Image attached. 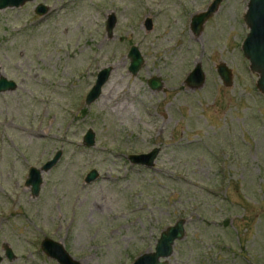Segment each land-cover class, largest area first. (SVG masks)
<instances>
[{
	"label": "rangeland",
	"instance_id": "rangeland-1",
	"mask_svg": "<svg viewBox=\"0 0 264 264\" xmlns=\"http://www.w3.org/2000/svg\"><path fill=\"white\" fill-rule=\"evenodd\" d=\"M211 1L30 0L0 9V76L17 83L0 92V264H58L41 249L45 237L81 264H131L180 218L185 234L166 264H264V95L241 47L248 0H221L195 35L191 18ZM132 45L144 59L135 75ZM196 64L205 78L191 88L185 78ZM106 66L101 94L86 104ZM153 76L160 90L149 87ZM154 147L153 166L129 161ZM57 151L33 196L28 168ZM91 169L98 176L85 182Z\"/></svg>",
	"mask_w": 264,
	"mask_h": 264
},
{
	"label": "water",
	"instance_id": "water-1",
	"mask_svg": "<svg viewBox=\"0 0 264 264\" xmlns=\"http://www.w3.org/2000/svg\"><path fill=\"white\" fill-rule=\"evenodd\" d=\"M30 0H0V9L6 7H18ZM221 0H212L207 8L194 14L191 18L190 29L198 35L204 23L215 13ZM46 7L39 4L36 8L37 13H43ZM244 22L249 31L242 42V51L244 56L249 61L250 70L257 75L256 87L264 95V0H248L247 7L243 15ZM116 23L114 14H110L106 21V30L109 34L112 33L113 27ZM146 27L150 29L151 20L147 19ZM130 60L128 71L135 75L142 64L144 59L136 45H132L127 53ZM217 72L222 79L224 85L230 86L232 84V72L224 63L217 65ZM111 73V67L106 66L101 68L97 75L94 84L86 96V104L95 101L101 94L102 87L108 80ZM204 72L201 65L196 64L195 67L188 73L185 78V83L191 88L200 87L204 82ZM148 85L153 90H160L162 88V81L160 77L153 76L149 78ZM17 87V84L12 79H7L3 75L0 76V91H11ZM83 141L86 146H92L95 143V134L92 129H88L83 136ZM159 153V148L154 147L148 152L139 154H130L128 159L131 163L145 165L151 167ZM61 156V151H57L55 155L47 160L41 167L30 166L28 175L25 179V185L30 187L31 194L37 196L42 184V172L48 171L52 168ZM98 172L91 169L85 177V182H91L97 178ZM185 219L180 218L172 225L167 226L160 232L156 240L154 249L146 251L137 256L131 264H166V258L173 253V245L176 240H180L185 234ZM4 255L7 259L14 257L12 248L5 244ZM41 249L49 257L55 259L58 264H81L79 260L74 259L70 253L65 249L62 243L45 237L41 241ZM3 257L0 255V262Z\"/></svg>",
	"mask_w": 264,
	"mask_h": 264
},
{
	"label": "bare ground",
	"instance_id": "bare-ground-1",
	"mask_svg": "<svg viewBox=\"0 0 264 264\" xmlns=\"http://www.w3.org/2000/svg\"><path fill=\"white\" fill-rule=\"evenodd\" d=\"M111 92H112V89L109 90V92H107V93L105 94V97H109V95H110Z\"/></svg>",
	"mask_w": 264,
	"mask_h": 264
},
{
	"label": "flooded vegetation",
	"instance_id": "flooded-vegetation-1",
	"mask_svg": "<svg viewBox=\"0 0 264 264\" xmlns=\"http://www.w3.org/2000/svg\"><path fill=\"white\" fill-rule=\"evenodd\" d=\"M8 79V78H7ZM13 80V79H12ZM17 84V83H16ZM12 91V90H11ZM0 92H5V91H0Z\"/></svg>",
	"mask_w": 264,
	"mask_h": 264
}]
</instances>
